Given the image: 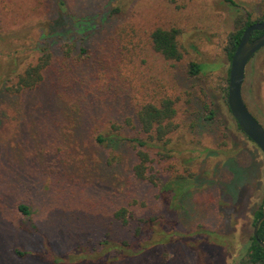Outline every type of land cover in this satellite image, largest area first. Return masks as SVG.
<instances>
[{
	"label": "rangeland",
	"instance_id": "374dc122",
	"mask_svg": "<svg viewBox=\"0 0 264 264\" xmlns=\"http://www.w3.org/2000/svg\"><path fill=\"white\" fill-rule=\"evenodd\" d=\"M249 16L264 17V0H0V264H55L66 257L108 263L113 252L99 244L132 242L138 221L150 216L165 223L139 241L164 235L169 241L115 264H199L207 257L195 248L210 244L220 249L217 264H241L263 207L264 153L239 128L225 89L228 38ZM69 28L62 38L48 37ZM157 28L180 30L181 63L153 49ZM66 42L86 48L90 64L97 54L117 62L123 88L107 89L112 77L99 70L98 80L85 60L76 65L80 50L65 56L74 60L73 72L63 75ZM49 51L53 64L42 85L20 91L19 76ZM190 62L204 71L190 76ZM166 96L177 100L179 129L170 145L174 158L157 166L156 189L133 176L131 152L111 160L96 137L132 114L129 98ZM243 97L264 127V48L247 66ZM234 163L246 174L235 176ZM180 176L193 179L177 196L178 183L167 182ZM123 207L131 210L128 225L115 217ZM87 244L94 255L81 253Z\"/></svg>",
	"mask_w": 264,
	"mask_h": 264
},
{
	"label": "trees",
	"instance_id": "16d2710c",
	"mask_svg": "<svg viewBox=\"0 0 264 264\" xmlns=\"http://www.w3.org/2000/svg\"><path fill=\"white\" fill-rule=\"evenodd\" d=\"M63 6V3H62ZM264 17L253 21L250 16L244 20L240 18L237 22L238 30L233 31L228 38L227 53L231 61L232 56L237 49L244 30L252 23L263 21ZM63 19L57 24L63 23ZM65 32L71 33V28L62 31V35L50 34L51 37H64ZM263 32H253L251 39L259 37ZM180 30L178 28L164 29L157 28L151 33V43L153 49L159 53L166 61L181 63L185 58L184 47L179 42ZM50 43V41H49ZM66 42L65 55L63 60L59 61L60 67H63V75L70 76L69 73L73 72V65L71 64L73 59H67L65 56H70V52L78 53L80 50L79 61H74L76 65L82 64L85 60L84 66L91 67V70L97 69L95 76L99 80V70H102L112 77V81L106 87L109 90H119V87L123 88L121 83L120 68L117 62H106V57L103 54H97L96 60L90 64V57L86 56V48H77L78 43L68 45ZM80 44V43H79ZM68 45V46H66ZM63 46V45H61ZM52 53L44 54L40 58V62L37 65L31 66L25 70V72L19 76L18 86L19 90H34L42 85L45 78V71L50 67L52 62ZM119 59V56H116ZM89 61V62H88ZM104 68H103V67ZM83 67V66H82ZM81 67V68H82ZM187 71L190 76H198L204 70L201 64L190 62L187 66ZM62 75V76H63ZM86 75V74H85ZM84 76V75H83ZM120 78V80L118 79ZM100 83V81H99ZM225 95L228 94V88L225 89ZM177 100H174L168 96L161 98L157 102H142L138 98H129V105L132 114L124 119L113 121L110 125L106 134L99 133L96 137V141L102 147L106 148L107 153L111 155V160L116 159V156L123 154L124 152H131L134 155V164L132 166L133 176L141 181L149 184L150 186L158 189L160 188V173L157 170L159 162H168L174 158V154L170 149L172 136L178 131L179 124L176 123L175 118L177 116L176 108ZM210 118L214 116V113L207 107ZM240 128V127H239ZM248 138V137H247ZM249 139V138H248ZM250 140V139H249ZM251 141V140H250ZM235 176L244 175L246 172L242 170L238 163H234ZM193 179L191 176L184 177L180 176L177 179L168 180L167 187L171 188V183H178L176 188V195H181L182 192L189 190V180ZM236 179V178H235ZM232 182V187L237 183ZM166 189H169L167 188ZM19 212L24 216L29 217L31 215L30 209L25 204L18 206ZM262 216V208L255 213V224ZM116 219L123 225H128L131 217V210L128 207H123L115 212ZM169 221V220H166ZM165 222L162 218L157 216H150L148 218H141L138 221V227L135 232V238L132 242H114L109 238L102 241L99 245H102L104 253L112 251L111 259L107 263L104 259L97 260V264H115L120 258H131L141 256L155 247L162 245L169 241L168 235H164V239L160 241H151L149 243H142L139 238L142 233L147 230H151L156 224L162 225ZM167 223V222H166ZM258 237L261 241H264V222L262 223ZM111 244V247L108 248ZM83 245V244H82ZM81 253H88L94 255L96 248L87 244L86 247L82 246L79 248ZM97 249H99L97 247ZM198 253H201V259L199 264H217L215 257L219 255L220 249L215 244L207 246L198 245L195 248ZM17 254L24 256L25 253L21 251L16 252ZM30 254L27 252V255ZM96 261V260H95ZM83 264H92L89 261ZM88 262V263H87ZM76 261L64 258L61 260H55V264H75ZM241 264H264V249L261 247L257 239L252 236L249 246L247 248L245 258Z\"/></svg>",
	"mask_w": 264,
	"mask_h": 264
},
{
	"label": "water",
	"instance_id": "95a60500",
	"mask_svg": "<svg viewBox=\"0 0 264 264\" xmlns=\"http://www.w3.org/2000/svg\"><path fill=\"white\" fill-rule=\"evenodd\" d=\"M263 32L251 39L253 32ZM264 48V20L250 24L243 32L240 43L231 59L227 102L230 111L241 131L264 153V127L249 110L244 97L243 86L246 70L252 58ZM264 222V202L262 216L256 222L253 236L264 249V241L258 237V231Z\"/></svg>",
	"mask_w": 264,
	"mask_h": 264
},
{
	"label": "flooded vegetation",
	"instance_id": "af4514ba",
	"mask_svg": "<svg viewBox=\"0 0 264 264\" xmlns=\"http://www.w3.org/2000/svg\"><path fill=\"white\" fill-rule=\"evenodd\" d=\"M261 51V50H260Z\"/></svg>",
	"mask_w": 264,
	"mask_h": 264
}]
</instances>
